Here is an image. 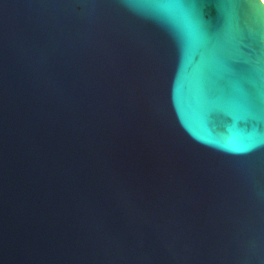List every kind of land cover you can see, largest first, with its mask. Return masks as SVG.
Wrapping results in <instances>:
<instances>
[{
  "label": "water",
  "instance_id": "water-1",
  "mask_svg": "<svg viewBox=\"0 0 264 264\" xmlns=\"http://www.w3.org/2000/svg\"><path fill=\"white\" fill-rule=\"evenodd\" d=\"M0 264H264V3L0 0Z\"/></svg>",
  "mask_w": 264,
  "mask_h": 264
},
{
  "label": "bare ground",
  "instance_id": "bare-ground-1",
  "mask_svg": "<svg viewBox=\"0 0 264 264\" xmlns=\"http://www.w3.org/2000/svg\"><path fill=\"white\" fill-rule=\"evenodd\" d=\"M264 3V0H261Z\"/></svg>",
  "mask_w": 264,
  "mask_h": 264
}]
</instances>
